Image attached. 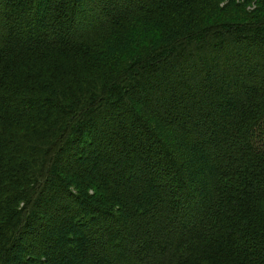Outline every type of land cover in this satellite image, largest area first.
Wrapping results in <instances>:
<instances>
[{"label": "trees", "instance_id": "obj_1", "mask_svg": "<svg viewBox=\"0 0 264 264\" xmlns=\"http://www.w3.org/2000/svg\"><path fill=\"white\" fill-rule=\"evenodd\" d=\"M0 264H264V0H0Z\"/></svg>", "mask_w": 264, "mask_h": 264}]
</instances>
